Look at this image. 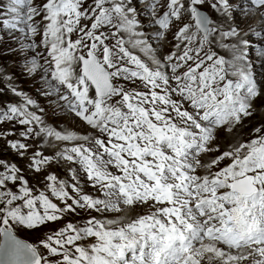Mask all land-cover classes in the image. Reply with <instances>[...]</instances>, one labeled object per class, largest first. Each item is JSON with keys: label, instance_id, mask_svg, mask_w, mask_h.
Wrapping results in <instances>:
<instances>
[{"label": "snow or ice", "instance_id": "6c2138e0", "mask_svg": "<svg viewBox=\"0 0 264 264\" xmlns=\"http://www.w3.org/2000/svg\"><path fill=\"white\" fill-rule=\"evenodd\" d=\"M238 2L0 0L54 104L0 87V264H264V0Z\"/></svg>", "mask_w": 264, "mask_h": 264}, {"label": "rangeland", "instance_id": "374dc122", "mask_svg": "<svg viewBox=\"0 0 264 264\" xmlns=\"http://www.w3.org/2000/svg\"><path fill=\"white\" fill-rule=\"evenodd\" d=\"M235 5H237V3ZM236 15L238 16L240 15L239 11L236 13ZM16 35L19 34L17 33ZM0 37H2V39H0V69L4 70V72L0 73V75H7L10 77V80L5 84L4 81L0 79V87H3L5 89V92L7 93V98L12 102L19 103V98L14 97L10 91H7V89L10 86H12L15 87L18 91H21L26 95H28L29 97H31L33 100L37 102L39 106L48 108L51 105L52 107H54L52 101L45 98L41 94L43 82L40 76L35 74H29L24 68L25 58L27 57L28 59H31V55L26 51H19V45L11 41L8 38L7 33L0 31ZM252 39L255 40L256 38L252 37ZM9 49H12L13 51H9ZM217 51L221 56L225 57L226 59L229 58V53L227 51L222 49H217ZM42 74L43 73H41V75ZM3 95L4 93H0V96ZM261 113H264V106L258 105L257 113L252 120V123L257 124V126H259V122L261 120ZM60 116H63V113L57 111L55 113V117H60ZM55 117L50 116L49 119L51 120L54 119ZM68 123L70 124L71 121H69ZM0 127H7V125H0ZM60 127L63 128L66 127V125L62 123ZM246 131L247 128H245V130L242 133H245ZM226 134L228 133L224 132L222 134V136L225 139L228 138L225 137ZM237 135L240 134L237 133ZM19 238L29 240V238L26 236H20ZM29 242L31 241L29 240Z\"/></svg>", "mask_w": 264, "mask_h": 264}, {"label": "bare ground", "instance_id": "6f19581e", "mask_svg": "<svg viewBox=\"0 0 264 264\" xmlns=\"http://www.w3.org/2000/svg\"><path fill=\"white\" fill-rule=\"evenodd\" d=\"M243 3H244V0H240L238 3H237V5H235V7L239 10L242 6H243ZM238 10H237V12H238ZM236 12V13H237ZM238 16V15H237ZM239 17V16H238ZM147 18L146 17H144L143 16V14H142V23H143V27L145 28V29H147L149 32H151L152 31V29L150 28V29H148L149 28V26H148V24H147ZM254 23H255V21H253ZM224 53V52H223ZM226 53V52H225ZM137 54H139V55H141V57L142 58H144L143 57V54H141V53H137ZM228 54V53H227ZM254 55V54H253ZM228 57V56H227ZM229 58H230V54H229ZM258 70V69H257ZM4 84H5V82H4ZM10 87H12V86H10ZM64 115V114H63ZM249 127V124H246V128H248ZM240 135H243L244 137H247V131L245 132V133H239ZM225 137L227 138V139H231V137H229L228 136V134H226L225 135Z\"/></svg>", "mask_w": 264, "mask_h": 264}]
</instances>
